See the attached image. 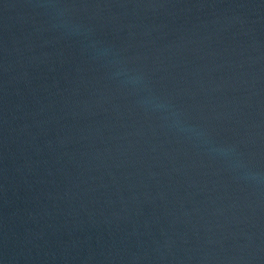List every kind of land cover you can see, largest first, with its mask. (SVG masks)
<instances>
[{
	"label": "water",
	"instance_id": "1",
	"mask_svg": "<svg viewBox=\"0 0 264 264\" xmlns=\"http://www.w3.org/2000/svg\"><path fill=\"white\" fill-rule=\"evenodd\" d=\"M0 264H264V0H0Z\"/></svg>",
	"mask_w": 264,
	"mask_h": 264
}]
</instances>
